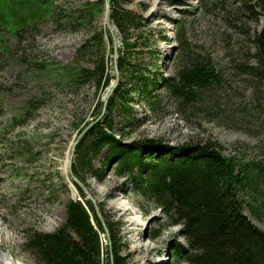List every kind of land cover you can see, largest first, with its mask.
Listing matches in <instances>:
<instances>
[{"label": "rangeland", "instance_id": "374dc122", "mask_svg": "<svg viewBox=\"0 0 264 264\" xmlns=\"http://www.w3.org/2000/svg\"><path fill=\"white\" fill-rule=\"evenodd\" d=\"M92 1L104 2L94 8L89 5ZM186 1L190 3L184 8L186 13L169 0H121L118 6L146 18L138 42L149 36L150 30L155 41L164 31L168 38L157 45L164 54L166 76L175 73L177 24L184 21L189 42L212 60L219 82L200 91L188 105L164 92L163 110L155 114L150 110L146 113L149 108L144 102L136 104L143 121L127 130L126 136L129 140L156 136L174 145L215 141L226 155L264 163V80L241 68L258 66L254 37L262 27V18L257 25L242 8L241 0H216L208 7L199 0ZM59 2L61 10L71 12L77 20L82 13L91 12L92 22L72 26L69 19L60 22L52 15L41 22L34 36L9 40L15 58L22 56L24 62L16 63L13 58L12 65H0V264L6 259L16 264H40L26 247L28 237L34 231L53 233L63 226L68 203L84 201L78 186L93 202L103 223L118 222L130 264H191L174 258L173 243L176 239L185 243L178 236L181 226L170 225L163 210L134 195L126 178L111 172L101 182L86 174L83 182L73 171L86 193L70 173L75 143L87 124L96 121L98 105L106 104L116 81L115 56L123 47V34L112 17V30L108 26L107 0ZM110 9L112 14L115 6L111 0ZM99 27L107 33L105 53L113 76L110 86L102 91L92 82L76 85L68 74L92 63L89 53L80 59L78 50ZM142 49L146 50L145 45ZM28 102L34 107H27ZM12 148L27 155H11ZM95 165L99 167L98 159ZM123 182L127 187L118 190ZM250 201L262 205L264 181L259 180ZM246 212L264 230V216L252 214L248 207ZM154 232H159L156 238L151 236ZM102 238L108 244V235Z\"/></svg>", "mask_w": 264, "mask_h": 264}, {"label": "trees", "instance_id": "16d2710c", "mask_svg": "<svg viewBox=\"0 0 264 264\" xmlns=\"http://www.w3.org/2000/svg\"><path fill=\"white\" fill-rule=\"evenodd\" d=\"M59 1L0 0L1 66L3 62L12 65L13 58L16 63L24 62L22 56L15 58L9 40L20 38L22 41V37L34 36L41 22L52 15L58 16L60 22L69 19L72 26L92 22L91 12L82 13L77 20L71 12L61 10ZM120 1L111 0L115 6L111 17L123 34V47L116 56L121 80L106 104L98 105L96 121L87 124L89 128L76 146L75 175L83 182L86 174L101 182L111 172L126 178L134 195L163 210L170 225L181 226L178 236L185 243L177 239L173 243L176 260L191 264H264V230L246 212L248 207L252 214L264 216V201L261 206L250 201L259 180L264 181L263 161L253 163L226 155L215 141L174 145L156 136L127 138V130L143 121L136 104L144 102L149 108L146 113L148 110L158 113L163 110L161 95L166 92L180 104L188 105L197 99L200 91L217 84L220 74L209 57L192 47L183 21L177 24L175 73L166 76L164 54L157 41L168 37L162 30L161 39L155 37V41L150 30L149 36L138 42L137 36L142 35L146 18L119 7ZM169 1L183 7V13L188 12L184 9L190 5L186 0ZM215 1L199 0L205 7ZM103 2L92 1L89 5L100 7ZM241 2L257 25L262 18V27L254 37L258 66L244 68L242 65L241 68L264 80V0ZM106 34L104 28H96L78 50L80 59L89 53L93 60L68 73L76 85L92 82L99 91L110 86L113 76L105 53ZM132 37L134 42L130 41ZM144 45L146 50L142 49ZM0 105L3 106L1 102ZM34 105L28 102L27 107ZM28 113L30 110L24 117ZM13 150L10 149L11 155L22 158L27 155L24 150ZM97 159L99 167L95 165ZM127 184L123 182L118 190ZM78 188L84 201L77 199L68 203L66 221L56 232H32L27 249L40 264H130L124 255L125 244L118 222L103 223L93 202ZM104 234L108 235V244H104ZM158 235L159 232H154L151 236Z\"/></svg>", "mask_w": 264, "mask_h": 264}, {"label": "water", "instance_id": "95a60500", "mask_svg": "<svg viewBox=\"0 0 264 264\" xmlns=\"http://www.w3.org/2000/svg\"><path fill=\"white\" fill-rule=\"evenodd\" d=\"M107 23H108V26L109 28L112 30V21H111V9H110V0H107ZM116 38L114 37V42H115ZM176 50V48H174ZM115 69H116V81L112 87V90L110 91V93L108 94V98L112 95L115 87L117 86V84L119 83V78H120V74H119V71L117 69V64H116V56H115ZM89 128V126L87 128H85V130L82 132V134L78 137V140L76 141L75 143V146H74V149H73V154H74V151H75V148L77 146V144L79 143L80 139L82 138V136L84 135V133L87 131V129ZM73 157V155H72ZM69 171L70 173L74 176L73 174V170H72V167H71V162L69 163ZM74 179L80 184V186L85 190V192L87 193V190H86V187L84 186V184L82 182H80L78 180V178H76L74 176ZM153 220V219H152ZM150 220V221H152Z\"/></svg>", "mask_w": 264, "mask_h": 264}, {"label": "bare ground", "instance_id": "6f19581e", "mask_svg": "<svg viewBox=\"0 0 264 264\" xmlns=\"http://www.w3.org/2000/svg\"><path fill=\"white\" fill-rule=\"evenodd\" d=\"M3 264H16V262H13V260H11V259H6L3 261Z\"/></svg>", "mask_w": 264, "mask_h": 264}]
</instances>
